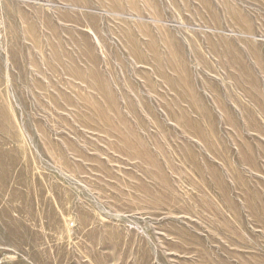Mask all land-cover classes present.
Returning <instances> with one entry per match:
<instances>
[{"label":"rangeland","instance_id":"rangeland-1","mask_svg":"<svg viewBox=\"0 0 264 264\" xmlns=\"http://www.w3.org/2000/svg\"><path fill=\"white\" fill-rule=\"evenodd\" d=\"M0 264H264V0H0Z\"/></svg>","mask_w":264,"mask_h":264}]
</instances>
